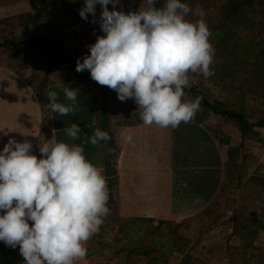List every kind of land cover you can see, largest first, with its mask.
I'll list each match as a JSON object with an SVG mask.
<instances>
[{
    "label": "clouds",
    "instance_id": "9594fccd",
    "mask_svg": "<svg viewBox=\"0 0 264 264\" xmlns=\"http://www.w3.org/2000/svg\"><path fill=\"white\" fill-rule=\"evenodd\" d=\"M118 3L84 0L80 17L87 21L91 14L96 23L99 4L104 35L87 46L90 54L82 62L77 59L76 72L87 70L93 81L115 91L121 102L133 99L145 126L177 128L191 122L200 98L184 99V90L191 86L189 73L214 75L215 48L205 13L182 0H165L161 7L157 0H145L146 7L127 13L116 10ZM190 12L200 19H186ZM62 91L71 104L57 102L58 93L49 91L48 108L62 116L75 114L79 89L65 85ZM64 132L71 141L83 134L81 144L53 136L38 144V157L29 140L9 138L0 151V241L13 249L19 246L24 264L84 260L87 242L110 212L107 180L102 169L86 158L84 144L99 146L111 136L100 128L88 136L76 123ZM125 140L133 143L131 135Z\"/></svg>",
    "mask_w": 264,
    "mask_h": 264
},
{
    "label": "crops",
    "instance_id": "0c3cea01",
    "mask_svg": "<svg viewBox=\"0 0 264 264\" xmlns=\"http://www.w3.org/2000/svg\"><path fill=\"white\" fill-rule=\"evenodd\" d=\"M33 5L32 0H0V151L9 138L29 140L38 157V144L53 136L81 144L83 134L71 141L64 132L73 123L88 136L96 128L109 133L111 139L99 146L84 144L86 158L107 180L110 212L87 242L86 258L77 264L93 261L101 232L110 224H119L129 237L136 220L180 223L209 209L223 188L231 148L242 141L237 128L233 132L203 104L191 122L177 128L145 126L133 99L121 102L117 93L107 98L87 70L78 73L76 67L54 61L45 66L34 57L25 61L24 54L8 52L14 44L8 28L23 27ZM65 85L80 93L75 114L62 116L48 108L47 93L56 91L57 102L69 105L62 91ZM128 135L132 144L125 140ZM0 264H24L19 246L13 249L0 241Z\"/></svg>",
    "mask_w": 264,
    "mask_h": 264
},
{
    "label": "rangeland",
    "instance_id": "374dc122",
    "mask_svg": "<svg viewBox=\"0 0 264 264\" xmlns=\"http://www.w3.org/2000/svg\"><path fill=\"white\" fill-rule=\"evenodd\" d=\"M32 2L33 11L23 27H9L7 34L14 42L8 52L24 54L25 61L34 57L45 66H51L52 61L64 66V57L76 67L77 59L82 62L90 54L87 46L104 35L99 27V4L96 23H92L91 14L87 21L79 15L84 0ZM108 7L113 9L112 4ZM144 7L145 0H119L116 10L127 13ZM25 30L30 45L23 42ZM49 53L58 54L57 58ZM220 64L214 60V75L209 78L189 73L191 86L184 99L199 97L200 104L205 100L222 110L235 111L251 123L264 119V85L246 93L239 91V83H234ZM217 117L235 132L234 121ZM259 222H264V127L255 128L250 138L231 148L223 188L203 214L180 223L136 220L129 237L121 233L119 224L114 228L110 224L101 232V242L89 264H264V230L256 232L254 225Z\"/></svg>",
    "mask_w": 264,
    "mask_h": 264
},
{
    "label": "trees",
    "instance_id": "16d2710c",
    "mask_svg": "<svg viewBox=\"0 0 264 264\" xmlns=\"http://www.w3.org/2000/svg\"><path fill=\"white\" fill-rule=\"evenodd\" d=\"M182 2L187 3L193 10L199 6L205 13L203 19L211 32L210 41L215 48L214 60L219 61L220 65L228 70L234 83H239V91L241 88V91L246 93L259 84L264 85V0H182ZM164 3L165 0H157L156 6L161 7ZM186 19L195 21L200 17L190 12ZM24 34L23 42L30 45L26 30ZM49 55L55 59L58 54ZM63 60L67 64L73 63L71 59L63 57ZM100 90L107 98L116 93L105 86H100ZM184 91L187 93L189 90L186 88ZM201 101L203 106L215 115L234 121L242 141L250 138L255 128L264 127V119L251 123L243 114L225 111L205 100ZM254 225L257 227L256 232L264 230V222ZM180 264H184L183 261Z\"/></svg>",
    "mask_w": 264,
    "mask_h": 264
}]
</instances>
